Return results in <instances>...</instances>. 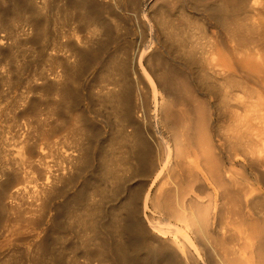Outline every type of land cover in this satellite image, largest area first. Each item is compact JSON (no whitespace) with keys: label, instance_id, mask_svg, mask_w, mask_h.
Returning <instances> with one entry per match:
<instances>
[{"label":"bare ground","instance_id":"obj_1","mask_svg":"<svg viewBox=\"0 0 264 264\" xmlns=\"http://www.w3.org/2000/svg\"><path fill=\"white\" fill-rule=\"evenodd\" d=\"M170 5L214 20L183 59L161 35ZM129 6L145 19L134 60L149 96L113 34ZM262 7L0 0V264H76L80 249L85 264H264Z\"/></svg>","mask_w":264,"mask_h":264},{"label":"rangeland","instance_id":"obj_2","mask_svg":"<svg viewBox=\"0 0 264 264\" xmlns=\"http://www.w3.org/2000/svg\"><path fill=\"white\" fill-rule=\"evenodd\" d=\"M264 1V0H263ZM177 6V7H176ZM170 5V8H171V10H170V12L167 14V15H165L163 18L166 20V21H164V19L163 18H161V25H163V26H161L160 25V30L161 29H163V27H164V25L166 24V22H167V20H168V22H167V26H168V28H166V27H164V29L163 30H161V35L162 34H165L166 32V34L168 35H164V37L167 39V38H169L168 40H169V42L171 43V47H172V54H173V52L174 53H176V52H178L179 54H177L176 53V55H177V58H181V59H183V57L185 58V56H187V49H186V47H188V45L191 43V42H193V40H194V42H195V40L196 39H198V38H203V36H204V34L202 33V29H203V25L204 24H206V23H208V24H213L212 22H214V20H211L212 18L206 13V11L203 9V7L201 6V5H197V6H191V7H184V6H178V5ZM174 7L176 8V9H174ZM182 9H181V8ZM198 7V8H197ZM130 9H132V10H130ZM130 10V11H129ZM174 10V11H173ZM129 11V12H128ZM133 11V8L131 7V6H129L128 7V9L127 10H125L123 13H124V16H123V18L124 19H126L125 20V22L123 23V21L120 23V24H122V25H120V24H118L117 25V29H116V27H115V30H114V32H113V34L116 36V39H117V42L118 43H121V42H123V43H125V42H127V40H128V45H130V53H131V55H130V59H131V61H130V64H131V66H134V67H132V69H133V71H137V72H139V75H140V77H139V79H140V82L142 83H140L141 85H142V87H144V89H145V93H147L148 94V96H149V93L148 92H151V90H150V88H149V83H148V80L146 79V78H144L143 76L144 75H142L143 73H141V68H139L137 65H136V63H135V60H134V49H136L135 47H137L136 46V44L140 41V38H141V35L139 34V33H137V32H140V29H141V25H143V24H145V19H142V18H144L143 17V15H141V13H139L138 12V14H137V12H132ZM202 11V12H201ZM264 11V7H262V12ZM128 13H130V14H128ZM134 13V14H133ZM174 13V14H173ZM199 13V14H198ZM136 14V15H135ZM264 14V13H263ZM131 17H130V16ZM133 15H134V17H133ZM137 15L138 16H140V18L142 19H140L139 17L138 18H135V17H137ZM184 15V16H183ZM200 15V16H199ZM189 16V18L187 19V18H185V17H188ZM205 16H206V19H205ZM172 17V18H171ZM198 17V18H197ZM264 17V16H263ZM262 17V18H263ZM128 18V19H127ZM168 18V19H167ZM181 18V20H179ZM184 19V23H183V19ZM204 18V19H203ZM134 19V20H133ZM170 19H172L171 21H170ZM173 19H175V20H173ZM185 19H187V20H185ZM211 20V22H210V20ZM164 22H163V21ZM203 20V21H202ZM136 21H138V22H135ZM141 21V22H140ZM177 21V22H176ZM181 21V22H180ZM205 21V22H204ZM134 22V23H133ZM171 22V24H169ZM174 22H176V23H174ZM200 22H201V24H200ZM204 22V23H203ZM262 22H264V18H263V21ZM113 23H115V22H113ZM141 23V24H140ZM163 23H165V24H163ZM172 23H173V25H175L176 26V28L174 27V26H171L172 25ZM179 23V24H178ZM199 23V24H198ZM127 24V25H126ZM139 24V25H138ZM177 24V25H176ZM197 24H198V26H197ZM129 25V26H128ZM180 25V26H179ZM184 25V26H183ZM195 25V26H194ZM201 25V26H200ZM115 26V25H114ZM137 26V27H136ZM140 28H139V27ZM178 26V27H177ZM200 26V27H199ZM263 26H264V24H263ZM122 27H124V28H122ZM126 27V28H125ZM128 27H130V28H128ZM173 27V28H172ZM185 27V28H184ZM189 27V28H188ZM193 27V28H192ZM195 27V28H194ZM199 27V28H198ZM201 27H202V29H201ZM118 28H120V29H118ZM132 28V29H131ZM172 28V29H171ZM178 28H179V30H178ZM181 28V29H180ZM183 28V29H182ZM189 30H188V29ZM192 28V29H191ZM123 29V30H122ZM124 29H125V32H124ZM139 29V30H138ZM175 29V30H174ZM191 29V30H190ZM118 30V31H117ZM119 30H121V32L119 31ZM136 30V31H135ZM168 30V31H167ZM181 30H182V32H181ZM198 30V31H197ZM127 31H129V34L127 33ZM165 31V32H164ZM173 31H174V33H173ZM188 31V32H187ZM193 31V32H192ZM200 31V32H199ZM119 32V33H118ZM147 32V31H146ZM145 31L143 32V33H145V35L143 34V36L144 37H148V33H146ZM164 32V33H163ZM176 32H178V33H176ZM193 33V35H192V33ZM82 33H84V31L82 32ZM81 33V34H82ZM121 33V35H119ZM135 33V34H134ZM169 33H170V36H169ZM188 33V34H187ZM197 33V34H196ZM133 34V35H132ZM181 34V35H180ZM186 34V35H185ZM172 35H174V36H172ZM182 35H183V37H182ZM185 35V36H184ZM197 35V36H196ZM201 35V36H200ZM163 36V35H162ZM180 36V37H179ZM190 36H192L191 37V39H190ZM194 36V37H193ZM198 36H200V37H198ZM126 37V38H125ZM173 37H175V39L173 38ZM186 39H185V38ZM194 38V39H193ZM196 38V39H195ZM124 39L126 40V41H124ZM139 39V40H138ZM173 39V40H172ZM178 39L180 40V41H178ZM187 39L188 40H190V42L189 41H187ZM204 39H205V37H204ZM120 40V41H119ZM131 40V43H129V41ZM172 40V41H171ZM181 40H182V42H181ZM183 40H185L184 42H183ZM192 40V41H191ZM199 40V39H198ZM201 40V39H200ZM176 41V42H175ZM178 42V43H177ZM186 42V44H187V46L184 44ZM189 42V43H188ZM135 43V44H134ZM182 43V44H181ZM32 44V45H31ZM114 44H116V43H113L112 45H110L109 46V49H112V47H114ZM134 44V45H133ZM180 46H179V45ZM29 45H31L32 47H34V45H35V47L33 48V50H36L37 49V45H36V43H27V44H24L23 45V47L21 46V48H19V49H17L18 50V52H22V51H31V49L30 48H32L31 46H29ZM28 46V47H27ZM134 46V47H133ZM175 46V48H173ZM25 47V48H24ZM27 48V49H26ZM132 48H133V50H132ZM181 48H182V51H181ZM21 49V50H20ZM30 49V50H29ZM108 49V50H109ZM175 49V50H174ZM176 49H178V50H176ZM185 49V50H184ZM111 51V50H110ZM185 51H186V53H185ZM182 52V53H181ZM181 53V54H180ZM185 53V54H184ZM176 55L174 54L173 56H175L176 57ZM185 55V56H184ZM183 56V57H182ZM133 60V61H132ZM135 64V65H134ZM96 68V69H95ZM89 74H88V76L86 77V81L88 82V85H90V86H92L93 88L91 89L90 87H88V89H86V91L88 92V93H92V92H96V91H98V89H99V85L97 86V82H96V78H98L99 77V75H100V72H98L99 71V69H97V67H95ZM136 68H138V69H136ZM95 71V72H94ZM132 71V70H131ZM131 72L132 73V76L135 78L137 75H138V73L136 72V74H134L135 72ZM97 72V73H96ZM96 75V76H95ZM138 75V76H139ZM137 76V77H138ZM136 77V78H137ZM87 78H88V80H87ZM93 78V79H92ZM135 78V79H136ZM142 78H143V80H144V82H143V80H142ZM95 80V81H94ZM137 80V79H136ZM146 80V81H145ZM146 82V83H145ZM90 83V84H89ZM92 83H94V84H92ZM144 83V84H143ZM143 85H146V87L145 86H143ZM148 85V86H147ZM95 87V88H94ZM147 87H148V89H147ZM96 88H97V90H96ZM94 89L96 90V91H94ZM93 90V91H92ZM90 91V92H89ZM94 102V101H93ZM91 102H87V104H90ZM96 108H99V109H96V110H94V112H92V116L95 118V120L96 121H98V122H102L101 121V119H106L107 117L106 116H108L106 113H103V108H101L100 106H99V104H97L96 105ZM100 111V112H99ZM101 113H103V114H101ZM97 114V115H96ZM101 114V115H100ZM105 114H106V116H105ZM105 116V117H104ZM98 118V119H97ZM100 118V119H99ZM108 120L110 119L109 117L107 118ZM106 119V120H107ZM5 120V117H2L1 119H0V121H1V124H0V126L1 127H3L2 125H5L6 123L5 122H3ZM105 120V121H106ZM110 122H111V119H110ZM103 123V122H102ZM103 125V124H102ZM104 127H105V129H104ZM104 127H103V136H107L108 134H109V126L108 125H105L104 124ZM11 147H12V149L15 151V145H11ZM159 147V146H158ZM157 150L159 151V149L157 148ZM51 213H54V212H51ZM147 214L150 216V217H153V220H155V221H157V222H162L161 224H167L166 222H167V220H169V219H167V217H166V215H164V214H162L161 212H157V211H155L153 208H150L149 210H147ZM164 215V216H163ZM161 216V217H160ZM164 224V225H165ZM74 235V236H73ZM69 240L67 241L68 243L70 242V243H76L78 240V238L76 237V233L73 231V233L69 236ZM72 242H71V241ZM74 240H75V242H74ZM77 240V241H76ZM80 249V248H79ZM78 248H77V250H79ZM82 251V249H80L79 250V258H77V261L78 262H76V264H85L84 263V258H85V256L84 255H82V253H80ZM76 252H78V251H76ZM79 259V260H78ZM81 260V261H80ZM83 260V261H82ZM82 262V263H81ZM96 263H92V264H98L97 262L98 261H95Z\"/></svg>","mask_w":264,"mask_h":264}]
</instances>
